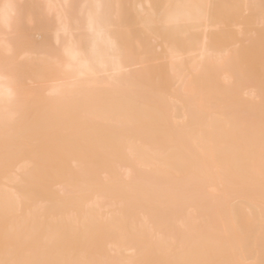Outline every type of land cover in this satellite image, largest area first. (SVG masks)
I'll list each match as a JSON object with an SVG mask.
<instances>
[{
    "label": "bare ground",
    "instance_id": "6f19581e",
    "mask_svg": "<svg viewBox=\"0 0 264 264\" xmlns=\"http://www.w3.org/2000/svg\"><path fill=\"white\" fill-rule=\"evenodd\" d=\"M40 3L38 84L0 69V264H264V0Z\"/></svg>",
    "mask_w": 264,
    "mask_h": 264
},
{
    "label": "rangeland",
    "instance_id": "374dc122",
    "mask_svg": "<svg viewBox=\"0 0 264 264\" xmlns=\"http://www.w3.org/2000/svg\"><path fill=\"white\" fill-rule=\"evenodd\" d=\"M16 5L18 7L16 8V12L13 19L14 30L11 36L12 39L14 40L13 46L15 45V48H13V52L8 54H5L0 51V69L1 71L4 72H7L8 68H10L9 71H11V69L17 70V75H16V78L18 79L17 82L21 84H28V86H32L36 83L38 84V77H36V74L38 75L37 67L39 66L35 64V58H34L35 55L33 56V54H31V56L27 57L26 59L24 58L19 60L18 52L21 51L19 50L18 47H21V45L29 46V44L35 42L34 35L35 36L37 34L39 35V33L42 34V32L46 28V23L48 22V18L44 13L45 11L40 3V0H18L16 2ZM32 34L34 35L32 36ZM45 40L46 38L43 37L42 41ZM36 42L40 43L41 41L36 40ZM16 45H18V47H16Z\"/></svg>",
    "mask_w": 264,
    "mask_h": 264
},
{
    "label": "snow or ice",
    "instance_id": "6c2138e0",
    "mask_svg": "<svg viewBox=\"0 0 264 264\" xmlns=\"http://www.w3.org/2000/svg\"><path fill=\"white\" fill-rule=\"evenodd\" d=\"M17 7H18L17 5H13V4L4 5L5 22L9 26L11 25L13 16L15 15L14 9H16ZM85 7L99 10L105 8V5L95 4V5H86ZM167 23L169 24L179 23V18L169 17L167 19ZM87 24L89 30L96 33L97 36H103L105 32L111 31L113 27V22L109 20V18H107L105 15H102L99 11L89 12ZM61 43L62 41L58 36L55 42V47L59 48L61 46ZM109 44L111 45L112 49H116L115 42L109 41Z\"/></svg>",
    "mask_w": 264,
    "mask_h": 264
}]
</instances>
